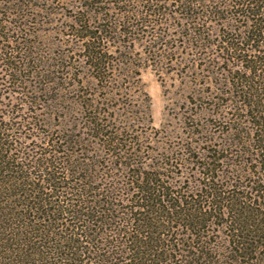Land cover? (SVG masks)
Returning <instances> with one entry per match:
<instances>
[{
    "label": "trees",
    "instance_id": "16d2710c",
    "mask_svg": "<svg viewBox=\"0 0 264 264\" xmlns=\"http://www.w3.org/2000/svg\"><path fill=\"white\" fill-rule=\"evenodd\" d=\"M54 1L0 0V264H264V0H79L67 53ZM151 62L203 102L160 163L120 99Z\"/></svg>",
    "mask_w": 264,
    "mask_h": 264
},
{
    "label": "rangeland",
    "instance_id": "374dc122",
    "mask_svg": "<svg viewBox=\"0 0 264 264\" xmlns=\"http://www.w3.org/2000/svg\"><path fill=\"white\" fill-rule=\"evenodd\" d=\"M78 3L79 0H55L54 4L48 8L52 12L49 18L43 19L42 17L41 20H37L34 27L38 33L39 49L46 51L49 49L51 52L60 53L68 52L70 46L77 40L74 36L68 34L70 33L68 26L73 24L75 16L78 15ZM137 50L143 53L141 46H138ZM187 72L182 66L174 64L155 65L151 62V64H145L141 69L140 88L131 92L126 90L122 92L120 99L122 102L131 101L135 105L133 107L134 111H139V106L144 109L145 105L149 104L152 126L159 130L157 132L149 128L146 129V126L141 129L147 121V117L140 115L142 124L139 125V134L148 137L151 142L148 146L149 149L145 152L148 158L146 163H160L156 162L157 158L172 154L170 150L165 151V149H162V145H166V147L180 146L190 143L192 140L186 126L188 123L191 124V112L197 111L193 103L197 101V103L200 102L203 105V102L198 101L195 96L194 89L196 88L189 82L191 79ZM82 87L83 90L86 89L85 86ZM129 93L132 97H129ZM40 129L45 133H48V131L53 132L51 126L49 129L40 126ZM40 139H44L42 134ZM152 147L157 150L153 151ZM192 153L193 155L197 154V152ZM186 163L191 162L187 161Z\"/></svg>",
    "mask_w": 264,
    "mask_h": 264
}]
</instances>
